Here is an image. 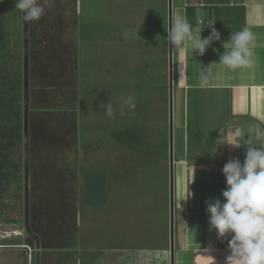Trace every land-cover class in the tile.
<instances>
[{
    "label": "rangeland",
    "instance_id": "374dc122",
    "mask_svg": "<svg viewBox=\"0 0 264 264\" xmlns=\"http://www.w3.org/2000/svg\"><path fill=\"white\" fill-rule=\"evenodd\" d=\"M135 1H138L136 5ZM135 1L78 0L76 9L73 0H62L56 4L63 5L61 9L52 10L51 13L55 17L60 13L64 21L70 25L67 33L72 41H67L66 44L65 41L59 42L58 45H71L72 56L66 54L61 45L54 53L55 58L49 60L45 48L39 46L38 52L36 49L38 55H34L36 61L32 65L28 59L31 57V44L27 40L24 59V43L20 39L23 13L15 8L14 0H0L5 21L4 39L7 42V49L11 51L9 54L5 51L7 71L12 72L17 77L18 84H21L20 150L23 160L24 113L27 119L29 179L33 181L31 175L38 172L35 168L42 163L44 166L48 164L46 159L49 157V151L43 149L42 160H39L35 150L30 149L31 141L34 143L38 139V133H42L41 130L38 131L41 125L38 121L31 129L33 116L37 113L38 117L43 118L49 113L48 109H56L53 111L62 117V121L65 120L64 131L70 132L68 135L71 136L69 139L71 151H75L77 155L81 154L77 161L78 167L74 169L70 178L68 176V183L73 189L71 205L74 213L78 214L76 230L74 229V233L75 231L77 233L74 241V251L78 253V257L74 258L76 264L81 262L91 264L99 250L125 245L124 239L117 238L118 232L128 230L132 221L127 220L126 212L123 214L122 210L130 209L134 202H138L139 210L143 208L137 217L139 230L146 231L148 228L151 231L152 228L155 232L159 229L163 232L164 238L169 234L170 224L167 225V221L169 219L170 222V209L167 214L164 205L165 200L169 202V172L167 173L169 155L166 157V141L169 139L170 81L173 116L180 114L179 106L178 110L176 109L178 91L174 85L173 75L174 46H171L170 51L167 37L171 24L168 11V24L167 28H164L162 0L161 4H158V0H142V3L141 0ZM154 1H157V6ZM53 5L51 8L55 9ZM159 15L162 20L156 19ZM173 19L171 9V23ZM58 30L55 26L53 32L50 30L45 33L55 34L56 38ZM51 45H47V48ZM50 49L52 48H48L49 53ZM55 59L58 60L57 64L60 63L59 72L62 75L59 78H49V82L56 81L60 87H68L73 95L71 100L68 99V94L61 97L58 94L60 98L54 99H50L48 94H41L43 91H52L53 86H44L41 70H38L39 64L42 62L47 70L49 62ZM71 67L73 75L70 73L69 76L68 71ZM41 87L42 90H39ZM8 94L14 95L13 92H6L7 96ZM129 94L136 97V108L132 111L125 109L121 114L119 110L121 96ZM109 101L116 108L114 119L105 114L104 104ZM40 109L44 111L33 112ZM129 129L139 132L138 145L128 147L113 137L114 133H123ZM35 144L39 145L37 142ZM34 179V185L29 180L26 192L22 176V186L19 185L18 189L10 188V193L4 197L7 205L0 209V215L18 221L0 222V239L22 244H1L0 264H64L65 260L71 258L66 255L60 256L56 251L59 245L68 246L70 242V238L65 237L69 235L66 233L67 228L62 225L65 217L57 206V210L48 213L49 203H46L47 205L40 208L42 213L40 224L36 225L31 221V217L36 215L32 212L38 211L35 206L37 200L41 198L38 196L39 179ZM45 182V179L40 181L42 184ZM50 186L52 183L48 184V188ZM49 195L51 196L50 191ZM41 196L45 197L46 194L43 193ZM80 199L89 205L87 206L89 210H85V206H81L82 203L79 205ZM157 201L162 205L160 210L155 209ZM61 203L64 204L62 201ZM113 221L119 226V230L113 231ZM58 251L62 252L60 249ZM94 263L102 264V261L97 260Z\"/></svg>",
    "mask_w": 264,
    "mask_h": 264
},
{
    "label": "crops",
    "instance_id": "0c3cea01",
    "mask_svg": "<svg viewBox=\"0 0 264 264\" xmlns=\"http://www.w3.org/2000/svg\"><path fill=\"white\" fill-rule=\"evenodd\" d=\"M73 1L77 9L78 0ZM154 2L157 6V1ZM162 2L164 28H167L168 0ZM187 6L194 8L190 24L196 35L212 27L219 31L235 26L248 28L255 37L249 67L229 69L219 64L220 55L225 51L223 43L211 45L203 56L193 55L190 45L174 46L173 51L174 85L178 91L176 109L179 106L180 110L179 116H173V264H225L230 252L227 243L230 236L221 240L215 230H210L206 201L224 199V164L232 158H238L241 163L245 159V146L234 148L227 142H233L237 135L264 141V0H171L174 19L178 15L185 16ZM156 19L162 20L161 15ZM211 23L214 24L208 26ZM224 43L230 48V42ZM202 73L207 76V83L201 82ZM210 132L212 137L207 144ZM79 157L81 154L76 157L78 161ZM80 183L82 185V181ZM190 191L192 195L186 198ZM81 201L79 205L82 203L81 206L89 210V205ZM165 202L169 214V202ZM161 206L157 201L155 209L160 210ZM138 207V202H134L130 209L122 210L127 220L132 221L128 230L118 232L117 238L124 239L125 245L99 250L92 259L94 262L170 264L169 234L164 238L159 229L155 232L152 228L151 231L148 228L139 230L137 217L143 208L139 210ZM77 222L75 212L70 230L66 232L69 235H65L66 239L70 238L69 245H59L56 249L60 256L71 257L64 264H76L74 258L78 253L74 251V241L77 233L74 229ZM114 223L113 231L119 227Z\"/></svg>",
    "mask_w": 264,
    "mask_h": 264
},
{
    "label": "clouds",
    "instance_id": "9594fccd",
    "mask_svg": "<svg viewBox=\"0 0 264 264\" xmlns=\"http://www.w3.org/2000/svg\"><path fill=\"white\" fill-rule=\"evenodd\" d=\"M53 3L54 0H14L15 8L23 13L27 22L40 20ZM167 37L171 46L190 45L193 55L200 56L206 53L214 41L222 39L214 27L207 37L202 38L201 31L199 35L194 34L192 25L182 15H178L171 23ZM254 40L248 28L231 32L228 40L231 46L228 48L223 43L225 51L220 55L218 63L229 69L249 67ZM201 82L207 83V76L203 73ZM121 101V114L125 109L132 111L136 108L134 95L121 96ZM104 107L107 117L114 119L116 108L110 101ZM227 143L234 148L245 146V159L241 163L238 158H232L224 164V199L206 201L209 228L215 230L218 239L230 236L227 241L230 252L225 258V264H264V141L244 139L237 135L233 142ZM191 195L190 191L186 198Z\"/></svg>",
    "mask_w": 264,
    "mask_h": 264
},
{
    "label": "flooded vegetation",
    "instance_id": "af4514ba",
    "mask_svg": "<svg viewBox=\"0 0 264 264\" xmlns=\"http://www.w3.org/2000/svg\"><path fill=\"white\" fill-rule=\"evenodd\" d=\"M60 2L61 0H54L53 6L55 7V9L50 8L46 10L45 15L40 20L29 21V25H27L28 30H30V33H31V35L29 36L30 38L28 39V41L31 44V57H28V59L32 65L36 61V59L34 58V55H38L36 53V49L38 52L39 46H43L45 48L44 51L47 53L46 56L48 57L49 60H53L55 58L54 53L57 52L56 51L57 48L61 45H63L62 47L66 51V54H68L69 56L70 55L72 56L70 52L71 45L70 46L64 45V44L58 45L59 42L65 41V44H66L67 41H72L71 36L67 33L68 32L67 30L69 29L68 27L70 25L66 21H64L63 16L60 13L56 15V17L52 16L53 14L51 13L52 10L61 9L63 5H59V6L56 5ZM57 24L59 25V27ZM55 26H57V28L60 30V31L58 30L56 38H55L56 36L55 34H51V33L49 34L48 32H47L48 34L45 33V31H50V30L53 32V29L55 28ZM62 30H63V33H62ZM40 43H42V45H40ZM47 45L48 46L51 45V47H48V48H52V50L50 49V53L48 52ZM38 60L40 61V59ZM40 63L42 66L39 64L40 69L38 70H41V75L43 77L42 82L44 86H47V87L53 86L52 91H43V93L45 94L43 93L41 94L42 95L48 94L50 99H54L55 97H58L59 96L58 94H60V97L62 95L68 94V99L71 100L73 95L71 94V90L68 87L62 88L60 87V84H58L56 81H55L56 84H54L55 82H52V83L49 82V78H59L60 75H62L59 72L61 71L60 70L61 66H59L60 63L57 64L58 60L55 59L53 62H49V66H48L49 68H46L47 70H45L43 63L42 62ZM63 72L66 73L65 71ZM69 74L73 75V67H71V70L68 71V75ZM30 76H31V80H33L34 76L32 75V72ZM44 76H46L47 78H45ZM57 87H60V89H57ZM55 89H57L56 92H55ZM39 90H42V87ZM49 98L47 99L50 100ZM53 110H56V109H48L47 111L51 114L48 113L43 118L38 117L37 111L42 112L44 111V109L33 110V112H36L37 115L33 116V120L31 122V129L35 125L34 123L38 121L41 124L39 126L38 131L41 130L42 133H38L37 135L38 139L35 141L39 145H36L35 142L33 143V140L31 138L32 141H31L30 149L35 150L36 156L39 160H42L41 151L43 149L44 150L47 149L49 151V157H47L48 159H46L48 164L44 166V163H42V165L39 164L35 168L37 169L38 172L31 175V177L33 178V181L29 179L30 181H32L33 185L35 184L34 178L39 179V182H38L39 184L37 185L38 186V196L40 195L39 197H41L38 199L39 201L37 200V203L35 205L38 211L35 210V212H32V213H35L36 215H33L31 217L32 218L31 221H34L32 223H35L36 225L37 223L40 224L41 222L40 217L42 214L40 213L41 211L40 208L44 207L46 203H49L48 213H53V210L55 211L57 209H60L62 211L63 213L62 215H64L65 217V222L62 223V225L65 226V228H67V232H68L71 226L70 222L74 217V210H73V206L71 205L72 200H70L73 189L68 183V176L70 178V176H72V173L74 172V169L78 167L77 165L78 160L76 158L77 157L76 152L74 151L75 152L74 153L73 151H71V145L69 144L70 142L69 139L71 136L68 135L70 132L64 131L65 130L64 129L65 120L62 121L61 119L62 117L58 116L57 112ZM67 115H69V113ZM51 155L52 157H50ZM43 179L46 180L44 184L40 183V181H42ZM50 183H52V186L48 188V184ZM49 191H50L51 196L49 195ZM43 193L46 194L45 197L41 196ZM61 201L64 203L63 205ZM58 203H61V205H58ZM56 206H57V209H56ZM49 239H51V237Z\"/></svg>",
    "mask_w": 264,
    "mask_h": 264
},
{
    "label": "trees",
    "instance_id": "16d2710c",
    "mask_svg": "<svg viewBox=\"0 0 264 264\" xmlns=\"http://www.w3.org/2000/svg\"><path fill=\"white\" fill-rule=\"evenodd\" d=\"M192 6H187L185 16L190 23H193L190 15L193 12ZM243 29V27H227L219 30L221 34V41H214L212 45H219L228 41L231 32L234 33ZM211 29H204L201 33L202 38L207 37ZM5 21L0 4V209H3L7 204L5 202V195L10 193V188H19L22 186L23 176V158L20 146L22 144V113L20 108V88L17 77L12 72L7 71V64L5 60V51L11 53L10 49L6 47V40L4 39ZM20 39H22V34ZM21 41V40H20ZM231 43V42H230ZM13 68V66H12ZM15 69L13 68V72ZM6 92H13L14 95ZM212 132L207 136V144L212 137ZM113 137L122 144L132 147L134 144H139L140 135L129 129L123 133H114ZM168 154V141H166V156ZM19 182L21 184H19ZM24 187V186H23ZM22 188V187H21ZM17 219L6 218L0 215V222H16ZM1 244H22V242H7L5 239H0Z\"/></svg>",
    "mask_w": 264,
    "mask_h": 264
},
{
    "label": "water",
    "instance_id": "95a60500",
    "mask_svg": "<svg viewBox=\"0 0 264 264\" xmlns=\"http://www.w3.org/2000/svg\"><path fill=\"white\" fill-rule=\"evenodd\" d=\"M62 1V0H61ZM168 11H169V23L171 24V0H168ZM22 40L24 43L23 46V56L24 59L26 57V42L28 37L31 35L30 30L27 27V21H22ZM169 50L171 51V45L169 44ZM171 80V79H170ZM172 82L169 84V103H168V111H169V136H168V155H169V209H170V226H169V240H170V254H171V264H173V251H174V218H173V100H172ZM23 141H24V160H23V177H24V190L27 192V188L29 186V175L27 170V126H26V115L24 113L23 118ZM26 202V201H25ZM26 207V205H25Z\"/></svg>",
    "mask_w": 264,
    "mask_h": 264
}]
</instances>
